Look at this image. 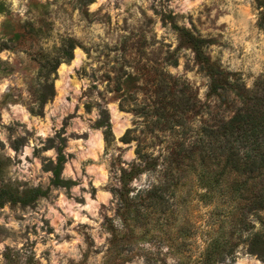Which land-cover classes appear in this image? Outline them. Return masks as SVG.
Masks as SVG:
<instances>
[{"label": "rangeland", "instance_id": "rangeland-1", "mask_svg": "<svg viewBox=\"0 0 264 264\" xmlns=\"http://www.w3.org/2000/svg\"><path fill=\"white\" fill-rule=\"evenodd\" d=\"M0 3V189L49 188L45 164L57 154L48 141L57 136L66 145L63 177L76 182L31 206L0 205V264H194L208 246L234 254L219 264H264L249 253L250 229L231 217L236 208L218 198L204 202L206 190L194 178L160 203L139 202L143 219L135 226L121 220L115 193L139 144L165 156L168 145L229 114L208 96L209 79L172 20L211 40V60L253 89L264 75L255 0ZM70 43L67 60L61 56ZM56 58L46 79L45 66ZM47 82L56 95L41 105ZM104 109L110 138L95 126ZM162 170L131 182V195L159 185ZM246 212L252 231L263 230L264 212Z\"/></svg>", "mask_w": 264, "mask_h": 264}, {"label": "trees", "instance_id": "trees-1", "mask_svg": "<svg viewBox=\"0 0 264 264\" xmlns=\"http://www.w3.org/2000/svg\"><path fill=\"white\" fill-rule=\"evenodd\" d=\"M255 2L259 10L258 25L264 30V0ZM5 12V6L0 3V14ZM171 24L181 42L193 51L200 70L209 79L208 96L220 101L229 114L212 123L205 122L196 131L195 138L168 145V155L155 157L150 152L153 146L139 144L136 161L121 170V187L115 190L121 205V220L125 225L129 222H133L134 226L139 225L143 219L139 209L136 210L139 208V202L160 203L165 200V194L171 188L182 185L186 179L194 178L199 186L206 190L203 195L204 202H212L218 198L223 205L236 208L231 217L250 229L249 253L264 259V229L252 231L254 227L246 218V211L248 215L264 212V75L253 89H248L241 78L211 60L206 53L211 40L195 35L173 20ZM74 48L70 43L68 50L63 51L61 57L72 60ZM59 63L60 59L56 58L50 69L45 66L46 79L56 72ZM55 95L54 84L47 82L39 89L38 101L45 105L54 99ZM95 126L105 129L108 138L112 137L107 110L101 111V118ZM188 133L190 131L184 134ZM48 143V149H54L57 154L55 160H49L45 164V171L51 173L49 188H26L22 192L19 189L13 191L10 187L0 189V205L12 203L31 206L39 199L47 198L52 188L71 190L76 185V182L63 177L67 163L64 138L57 136ZM160 166H163V170L159 185L131 195L130 183L145 173L156 172ZM144 193L147 195L145 199ZM211 249L212 246H208L203 257L194 264L224 263L229 256L233 260L234 254L231 251L227 253L215 249L214 252L210 251Z\"/></svg>", "mask_w": 264, "mask_h": 264}]
</instances>
